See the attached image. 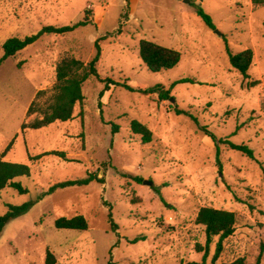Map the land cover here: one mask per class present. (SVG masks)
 <instances>
[{"label":"rangeland","instance_id":"obj_1","mask_svg":"<svg viewBox=\"0 0 264 264\" xmlns=\"http://www.w3.org/2000/svg\"><path fill=\"white\" fill-rule=\"evenodd\" d=\"M200 8L215 30L198 15ZM0 9V59L12 37L91 20L67 35H44L0 67V157L17 137L5 160L32 169L31 178L17 180L28 193L5 190L0 214L37 201L57 183L89 175L105 181L59 189L10 222L0 238V264H45L47 251L57 264H203L198 247L206 246V234L196 218L205 207L237 216L217 264L240 258L256 264L264 244V6L251 0H0ZM98 39L102 79L166 90L190 81L176 85L167 101L111 86L100 105L104 84L92 77L72 121L22 134V125L38 118H28L27 111L40 91L53 88L59 63L68 57L90 62ZM141 40L179 51L181 62L149 71ZM227 46L234 54L253 50L249 80L231 67ZM133 121L152 132L150 143L133 133ZM201 127L248 145L256 160L221 146L220 167L215 144ZM52 151H64L68 160H30ZM78 215L87 219V231L55 227L57 219ZM217 243L215 238L205 264H212Z\"/></svg>","mask_w":264,"mask_h":264},{"label":"trees","instance_id":"obj_2","mask_svg":"<svg viewBox=\"0 0 264 264\" xmlns=\"http://www.w3.org/2000/svg\"><path fill=\"white\" fill-rule=\"evenodd\" d=\"M251 2L254 7L264 6V0H251ZM197 13L210 29L215 30L216 27L210 15H208L201 8L197 10ZM90 24L91 20L88 18V16H86L84 21L78 22L71 26H45L35 35L27 36L23 39L18 37H12L8 39L2 46L4 56L0 59V67L8 59L15 57L30 45H33L38 42L44 35H67ZM101 40L102 39H98L95 42L96 53L90 62L85 63L76 58L68 57L64 58L59 63V65L57 66L55 85L50 91H40L27 111L28 118L33 115H38V118L31 121L30 123H24L21 127L22 134H24L27 130L44 129L57 122L67 123L72 121L75 118L74 114L77 105L83 106L85 102V96L83 93L84 84L92 77L97 78L102 84H104V88L99 94L100 105H102V99L105 94L110 91L111 86L122 87L129 90L130 92L140 93L146 96L158 95L161 100L167 101L172 99L170 94L176 85L180 83H187L190 81L182 80L173 84L169 90H166L163 85H157L152 88L142 89L135 88L127 83H120L111 79H102L99 76L98 72V64L100 63L102 57V49L100 45ZM226 51L229 57L231 67L234 70L238 71L245 80H249V71L254 61L253 50L246 49L245 51L234 54L227 46ZM140 57L143 63L149 69V71L153 73H160L162 71L172 70L176 66H178L181 62L182 54L177 50L156 44L154 42L141 40ZM47 94H50V97H47L45 104L42 105L41 99L45 98ZM176 112L178 115L184 114L186 116L191 117L189 112L183 110H176ZM80 117L82 118L83 124V111L80 113ZM131 128L133 133L142 137L144 143H150L152 141V132L140 122L133 121ZM201 130L206 132V134L211 138V140L215 144V148L217 151V160L219 161V163L221 162V146H226L231 150L246 155L252 160H256L254 150L248 145L236 144L229 138L220 139L215 134L209 132L205 127H201ZM112 131L113 134H117L118 127L116 125H113ZM16 138L17 137L14 138V140L9 144L5 152L0 157V197L2 193L7 189H13L21 195H25L28 193V190L23 186V184L17 180L21 178H31V167L26 164L14 163L5 160L8 153L11 151L12 147L16 142ZM45 156H56L63 160H68L67 155L64 151L47 152L42 155L31 157L30 160L35 162L41 160ZM262 169L264 172V168ZM93 181H97L100 184L105 183V181L103 179H99L98 176L89 175L85 179L57 183L53 185L48 191L42 193L37 199V201L26 203L23 206H10L9 211L6 214H0V238L10 222L28 213L33 206H35L38 202L42 201L45 197L52 195L59 189L75 186H85ZM138 181L142 182V179H138ZM109 218L112 224V229L114 231H117L118 227L114 223L112 213H110ZM196 223L197 225H200L205 229L206 234V246L204 248L198 247L199 252H205L203 264H205L206 259L209 255L211 244L214 242L215 238H218L216 252L212 262V264H217V261L220 259L224 251V242L230 237H232L236 231V214L234 212L226 210L205 207L199 210L196 218ZM55 227L59 230L87 231L89 229V224L84 216L78 215L73 218L61 217L57 219L55 222ZM139 240H141V238L135 239L134 243H137ZM263 252L264 244L261 247V253L256 261V264H261ZM45 264H57V259L51 251H47ZM108 264L116 263L110 260ZM223 264L247 263L245 259L240 258L234 262Z\"/></svg>","mask_w":264,"mask_h":264},{"label":"crops","instance_id":"obj_3","mask_svg":"<svg viewBox=\"0 0 264 264\" xmlns=\"http://www.w3.org/2000/svg\"><path fill=\"white\" fill-rule=\"evenodd\" d=\"M0 13H2V10L0 9ZM1 18V17H0ZM1 21V20H0ZM20 22H21V20H20V18H16V25L18 26V25H20ZM0 31H3V26L2 25H0ZM109 92H107L106 94H108Z\"/></svg>","mask_w":264,"mask_h":264},{"label":"water","instance_id":"obj_4","mask_svg":"<svg viewBox=\"0 0 264 264\" xmlns=\"http://www.w3.org/2000/svg\"><path fill=\"white\" fill-rule=\"evenodd\" d=\"M186 2L189 3V0H186ZM144 184L148 185V186H152L153 185V183L149 182V181H145Z\"/></svg>","mask_w":264,"mask_h":264}]
</instances>
